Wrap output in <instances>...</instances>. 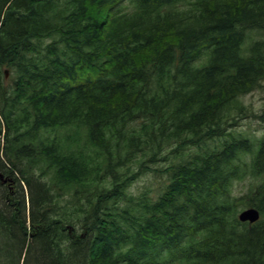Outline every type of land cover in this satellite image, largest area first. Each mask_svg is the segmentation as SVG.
<instances>
[{
	"label": "trees",
	"instance_id": "obj_1",
	"mask_svg": "<svg viewBox=\"0 0 264 264\" xmlns=\"http://www.w3.org/2000/svg\"><path fill=\"white\" fill-rule=\"evenodd\" d=\"M263 81L264 0H0V264H264Z\"/></svg>",
	"mask_w": 264,
	"mask_h": 264
},
{
	"label": "rangeland",
	"instance_id": "obj_2",
	"mask_svg": "<svg viewBox=\"0 0 264 264\" xmlns=\"http://www.w3.org/2000/svg\"><path fill=\"white\" fill-rule=\"evenodd\" d=\"M247 45H250V43L247 42ZM7 77H10L9 72ZM262 84L263 85L255 88L250 93L242 96L240 100L247 106L249 111L264 115V81ZM242 116L243 117L239 120V123H241L239 129L250 133L251 137H261L264 133L263 119L261 117L252 115ZM148 164L152 167L157 166L153 163ZM1 178H3V176H1ZM161 179L162 178L159 173L148 170L147 172L140 174L139 177L133 181L130 187V192L135 196L142 195L144 193H152L155 195L160 187ZM3 181L7 182L6 180ZM252 182V178L248 175L245 178L243 177L241 179L235 180L233 185V194L243 196L241 194H245L253 186ZM246 208L248 207H241L239 212Z\"/></svg>",
	"mask_w": 264,
	"mask_h": 264
},
{
	"label": "water",
	"instance_id": "obj_3",
	"mask_svg": "<svg viewBox=\"0 0 264 264\" xmlns=\"http://www.w3.org/2000/svg\"><path fill=\"white\" fill-rule=\"evenodd\" d=\"M6 76L8 70L5 71ZM238 218L242 222H249L250 224L255 223L261 218L260 210L256 207H248L238 213Z\"/></svg>",
	"mask_w": 264,
	"mask_h": 264
}]
</instances>
